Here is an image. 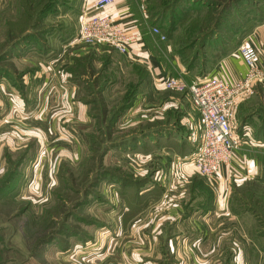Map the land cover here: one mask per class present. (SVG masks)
<instances>
[{
    "label": "rangeland",
    "instance_id": "obj_1",
    "mask_svg": "<svg viewBox=\"0 0 264 264\" xmlns=\"http://www.w3.org/2000/svg\"><path fill=\"white\" fill-rule=\"evenodd\" d=\"M80 1L0 0V264H264L258 195L236 203L246 214L237 232L203 241L197 232L174 233L171 222L154 229L146 198L151 183L162 177L165 192L178 190L183 202L185 186L171 185L195 152L179 161L181 150L159 149L168 128L185 123L163 109L164 99L179 98L190 109V95L153 87L109 45L73 43ZM147 1L154 26L184 62L181 79L188 84L206 76L208 61L244 44L256 48L264 67V0ZM249 96L263 111L264 80L236 114ZM132 191L141 204L129 216L124 194ZM233 245L229 263L225 252Z\"/></svg>",
    "mask_w": 264,
    "mask_h": 264
},
{
    "label": "crops",
    "instance_id": "obj_2",
    "mask_svg": "<svg viewBox=\"0 0 264 264\" xmlns=\"http://www.w3.org/2000/svg\"><path fill=\"white\" fill-rule=\"evenodd\" d=\"M93 2L94 0H81V4L78 6L79 20L83 13H93ZM101 14L111 16L114 20L122 23L128 30L140 34V42L132 48L130 55L120 54L130 65L137 64L146 69L152 79L153 87H164L162 84L163 79L171 77L184 78L186 76L184 64L174 52L171 44L166 40H161L158 34L152 32L153 27L156 26H154L151 19L148 1L114 0V3L107 7ZM98 50L99 48H96V51ZM55 60L57 64L59 62L61 63V58ZM245 71L246 65L237 49L222 57L206 75L219 74L227 79L233 80L242 77ZM74 93L76 92L74 91L70 95L72 101H76L73 99ZM255 99L257 100L258 98L249 96L240 104L237 113L239 129V119L242 116H250L253 114L252 120L255 124H244L247 140L236 150L230 166H222L217 174L206 179L198 173L193 163L184 162L181 166V175L179 174L173 181L176 184L171 185L175 189L179 185V190L182 189V185L185 186L179 193L183 202L176 195L178 190H174L171 193L165 192L166 183L161 182L162 177L159 178L157 176L156 182H153L154 184L151 183L148 190V197L146 196V198H149L148 207L155 210L150 219L151 223L154 220L156 222L158 221V224L153 222L152 226L154 225V229L158 225L156 230L162 227V231L163 226L171 222L174 233L197 232L196 236H199L203 241H208L215 232L218 234L221 232L228 233L232 230L237 232L236 225L244 221L246 214L238 215L232 209L231 200L233 193L251 182L259 181L261 186L264 187V131H261L259 126L260 119L255 114L258 110V103L255 102ZM164 102L166 105L163 109H172L178 114H181L182 121L185 123H183L184 125H182L181 129L176 126L169 127V135L165 137L166 144L159 149H169L175 152L179 149L181 150V153H178L179 161L182 158L188 160L191 153L196 150L195 148L199 142L200 133L197 136L198 132L197 134L194 133V128L196 130L195 124L200 123V114L196 111L193 104H191L189 109V105L179 98H166ZM156 105L157 103L150 104V106ZM183 129L185 130L184 133H182ZM160 144L162 145V142ZM8 149L10 151L12 150L10 146H8ZM21 149L22 145L17 150ZM162 187H164V190H162ZM123 193L125 192L123 191ZM133 195H136L133 191L132 193L124 194L126 199L128 197L130 198V196L132 198ZM162 209H164L165 215H162ZM134 213L135 211L130 209L127 215L130 216ZM136 215V217L134 215L132 220L135 221L138 219L140 214ZM180 217L181 219L178 221ZM126 226L129 227L130 223ZM209 246L215 250L217 246L219 247V242L217 240L210 241ZM252 246L253 243L252 245L250 244V247ZM157 249H159V243ZM159 254L158 250L156 251V255L151 257L155 258ZM235 254V245L231 246L225 252V257L229 263L233 262V259L236 257ZM207 260L206 257L205 261L207 262Z\"/></svg>",
    "mask_w": 264,
    "mask_h": 264
},
{
    "label": "built area",
    "instance_id": "obj_3",
    "mask_svg": "<svg viewBox=\"0 0 264 264\" xmlns=\"http://www.w3.org/2000/svg\"><path fill=\"white\" fill-rule=\"evenodd\" d=\"M113 3L114 0H94L93 13H83L73 43L109 45L118 53L130 55L140 42V34L128 30L111 16L101 14ZM152 32L161 40L166 39L158 27H153ZM239 53L246 65L240 78L230 80L219 74L206 75L191 84L174 77L162 80L166 88L188 91L200 114V138L191 163L208 178L217 174L222 166H230L234 153L246 142L247 133L239 129L237 105L256 82L264 80V67L259 64L256 48L244 44Z\"/></svg>",
    "mask_w": 264,
    "mask_h": 264
},
{
    "label": "trees",
    "instance_id": "obj_4",
    "mask_svg": "<svg viewBox=\"0 0 264 264\" xmlns=\"http://www.w3.org/2000/svg\"><path fill=\"white\" fill-rule=\"evenodd\" d=\"M33 2H30V4H32ZM57 4H58V2H56ZM80 3H81V1H80ZM59 6V5H58ZM150 11V10H149ZM151 13V12H150ZM151 19H152V21H153V17H152V15H151ZM154 24V23H153ZM155 25V24H154ZM73 27H71V28H68V30L70 31V33L71 34H73ZM76 32V31H75ZM75 32H74V34H75ZM174 50V49H173ZM174 52L178 55V52L177 51H175L174 50ZM228 53H230V52H224V54H223V56H218V59H216V60H214L215 58H213L210 62L208 61L207 63H208V65H206V67H205V72H206V74L208 73V72H210L211 71V69L221 60V58L222 57H224L225 55H227ZM180 56V55H179ZM184 63V62H183ZM133 67L134 68H136L138 71L140 70V71H143V72H145L146 73V75H148V77L150 78V74L148 73V71L146 70V69H144L143 67H141V66H139V65H137V64H134L133 65ZM205 74V75H206ZM149 80V79H148ZM258 117H259V119H260V124H259V126H260V129H261V131H264V110L263 111H260V110H257L256 111V113H255ZM252 116H253V114L252 115H250V116H242V117H240V132L241 133H244V124H248V123H253V124H255V122L252 120ZM257 136H259V135H257ZM9 156L11 155V153H7ZM250 184H252L253 186H259V187H262L261 186V184L260 183H257V182H251ZM2 186V185H1ZM16 188H18V183H17V186L15 187V189ZM128 188V187H127ZM241 189V188H240ZM240 189H237L234 193H233V195H232V200H231V202H232V204H231V206H232V209L234 210V212H236L238 215H241V214H244L243 213V211H241V210H238V207H236V203L238 204V206H242V204H240V203H242V201H246V200H248V199H251V200H253V199H256L255 198V196L256 195H258V197L264 202V191L263 192H261V193H259L258 191H256V192H245V191H241ZM134 197V198H133ZM137 196L136 195H133L132 196V198H131V196H130V198L128 197V204H129V209H132V210H134L135 212H137V210L140 208V201H139V199L138 198H136ZM136 198V199H135ZM1 241H2V239H0V243H1Z\"/></svg>",
    "mask_w": 264,
    "mask_h": 264
}]
</instances>
